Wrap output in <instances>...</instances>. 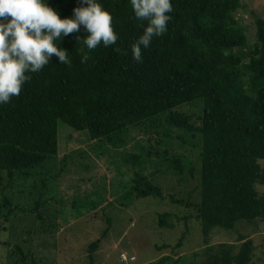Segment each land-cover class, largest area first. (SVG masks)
<instances>
[{"label":"trees","instance_id":"obj_1","mask_svg":"<svg viewBox=\"0 0 264 264\" xmlns=\"http://www.w3.org/2000/svg\"><path fill=\"white\" fill-rule=\"evenodd\" d=\"M243 5L0 0V178L6 175L12 184L17 175L45 165L47 171L58 169L64 127L77 132L72 137L80 142L115 147L126 142L130 125L166 138L175 137L174 129L177 137L199 138L200 197L193 205L202 232L215 224L232 228L242 218L264 219V192L257 188L264 184V16L255 17L256 39L248 42L236 15ZM185 104L198 107L187 112L181 109ZM142 150L145 157L152 151ZM167 151L154 152L168 167L194 173L196 166L181 153L166 162ZM129 191L163 197L161 186L140 169ZM12 203L6 195L0 199L11 213L17 208ZM38 208L27 210H36L42 221ZM169 215L158 212L159 224ZM182 238L183 233L176 244ZM238 238L236 251L232 242H219L192 254L202 255L203 264H250L253 240L242 233ZM98 241L89 242L90 256ZM13 250L12 264L34 259L18 243Z\"/></svg>","mask_w":264,"mask_h":264},{"label":"rangeland","instance_id":"obj_2","mask_svg":"<svg viewBox=\"0 0 264 264\" xmlns=\"http://www.w3.org/2000/svg\"><path fill=\"white\" fill-rule=\"evenodd\" d=\"M242 1L236 15L252 43L256 39L255 17L264 16V0ZM197 107L185 104L181 109L192 112ZM135 126H129L127 140L119 147L107 141L80 142L72 137L77 132L64 127L59 133L56 175L44 164L33 174L17 175L12 184L6 175L0 178V199L6 195L17 205L13 213L0 206V264L16 260V243L33 253L34 259L28 257L23 264H147L163 256L168 257L154 264H190L193 260L203 264L202 255L196 257L192 252L219 242H232L236 251L242 240L239 233L253 240L250 264H264V219L242 218L232 228L215 224L207 234L202 232L193 205L200 197L199 138L177 137L179 130L174 129L175 137L166 138L155 130ZM142 147L152 150L149 158ZM165 147L166 162L174 153H181L196 166L194 173L163 163L154 151ZM132 153L140 159L131 157ZM135 169L150 175L161 186L163 197L130 192ZM257 188L264 192V184L258 183ZM171 196L189 201L188 206ZM38 204L42 221L36 210H27ZM163 210L170 215L168 222L160 225L158 212ZM182 233L180 244H176ZM97 238L90 256L88 244ZM163 243L169 245L161 246Z\"/></svg>","mask_w":264,"mask_h":264}]
</instances>
